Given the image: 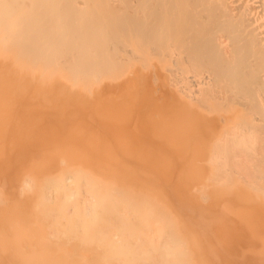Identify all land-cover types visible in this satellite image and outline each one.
I'll return each mask as SVG.
<instances>
[{
	"label": "bare ground",
	"instance_id": "obj_1",
	"mask_svg": "<svg viewBox=\"0 0 264 264\" xmlns=\"http://www.w3.org/2000/svg\"><path fill=\"white\" fill-rule=\"evenodd\" d=\"M0 264H264V0H0Z\"/></svg>",
	"mask_w": 264,
	"mask_h": 264
}]
</instances>
